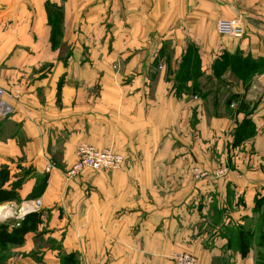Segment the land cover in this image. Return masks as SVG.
Returning a JSON list of instances; mask_svg holds the SVG:
<instances>
[{
	"label": "crops",
	"instance_id": "crops-1",
	"mask_svg": "<svg viewBox=\"0 0 264 264\" xmlns=\"http://www.w3.org/2000/svg\"><path fill=\"white\" fill-rule=\"evenodd\" d=\"M0 88L3 222L42 219L0 264H264V0H0ZM83 144L124 162L68 178Z\"/></svg>",
	"mask_w": 264,
	"mask_h": 264
},
{
	"label": "built area",
	"instance_id": "built-area-1",
	"mask_svg": "<svg viewBox=\"0 0 264 264\" xmlns=\"http://www.w3.org/2000/svg\"><path fill=\"white\" fill-rule=\"evenodd\" d=\"M222 30L230 38H240L245 31L241 22L230 20L222 25ZM4 90L0 88V117H9L14 112L13 105L5 99ZM124 162L123 154L112 149H98L89 145H82L78 150V158L75 164L66 172L68 178L78 176L82 171L91 169L93 171H109L121 166ZM41 200L34 201L27 207L28 210L37 211L41 207ZM175 264H198L197 258L189 253H178L173 255Z\"/></svg>",
	"mask_w": 264,
	"mask_h": 264
},
{
	"label": "trees",
	"instance_id": "trees-1",
	"mask_svg": "<svg viewBox=\"0 0 264 264\" xmlns=\"http://www.w3.org/2000/svg\"><path fill=\"white\" fill-rule=\"evenodd\" d=\"M236 58L232 60L235 64H239ZM241 64V63H240ZM252 122L249 119H244L242 123L238 125L236 130L234 145H238L241 141L253 134V131L250 129ZM8 178V172L4 173L3 170L0 172V181H5ZM17 192L15 189H4L0 187V204L7 201L16 200ZM256 210L261 213L262 219V233H261V244H264V195L256 199ZM42 219L37 213L27 214L20 222L19 225L13 226L10 230V223L3 222L0 223V246L5 247L8 244H21L24 242L25 235L37 229L38 225L41 223ZM250 232L242 231L240 232V246L241 251L245 255L247 254L250 246Z\"/></svg>",
	"mask_w": 264,
	"mask_h": 264
},
{
	"label": "rangeland",
	"instance_id": "rangeland-1",
	"mask_svg": "<svg viewBox=\"0 0 264 264\" xmlns=\"http://www.w3.org/2000/svg\"><path fill=\"white\" fill-rule=\"evenodd\" d=\"M83 145H85V144H83ZM82 146V145H81ZM80 146V147H81ZM79 147V148H80ZM79 148H78V150H79ZM77 157H78V152H77ZM225 160H226V157H223V155L222 154H218V159H217V161L218 162H221V165H220V168H217L216 170H215V172H216V174H219V175H222V174H224V172L226 171V167L224 168V166L225 165H222L223 164V162H225ZM110 171V170H109ZM215 174V175H216ZM7 211H9V214H10V209L9 208H5V212H7ZM6 216H8V218L6 217ZM3 217H5V218H3ZM11 218H13V215H5V214H2V215H0V223H2L3 221H6L7 219H11ZM263 260H264V255H263Z\"/></svg>",
	"mask_w": 264,
	"mask_h": 264
},
{
	"label": "bare ground",
	"instance_id": "bare-ground-1",
	"mask_svg": "<svg viewBox=\"0 0 264 264\" xmlns=\"http://www.w3.org/2000/svg\"><path fill=\"white\" fill-rule=\"evenodd\" d=\"M2 214L9 215V211L5 212V207H0V215Z\"/></svg>",
	"mask_w": 264,
	"mask_h": 264
}]
</instances>
